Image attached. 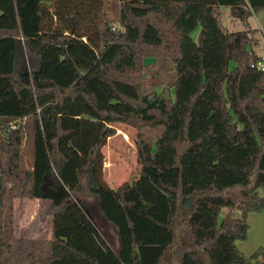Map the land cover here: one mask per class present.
<instances>
[{
	"label": "trees",
	"instance_id": "obj_1",
	"mask_svg": "<svg viewBox=\"0 0 264 264\" xmlns=\"http://www.w3.org/2000/svg\"><path fill=\"white\" fill-rule=\"evenodd\" d=\"M105 1L0 0V264H264V246L237 247L264 210V69L255 29L219 11L264 0H117L115 30ZM147 58L170 62L168 104L141 92ZM115 122L138 129V171L113 188ZM16 198L49 201L47 237L15 235Z\"/></svg>",
	"mask_w": 264,
	"mask_h": 264
},
{
	"label": "rangeland",
	"instance_id": "obj_2",
	"mask_svg": "<svg viewBox=\"0 0 264 264\" xmlns=\"http://www.w3.org/2000/svg\"><path fill=\"white\" fill-rule=\"evenodd\" d=\"M103 10L111 20V26L120 25L117 21V0L105 1ZM219 11L221 23L228 31L243 30L249 25L254 27L255 32L251 33L253 41L250 48L257 54L264 52V29L260 30L256 18L250 19L247 23L246 20L232 17L227 6H220ZM146 61L148 63L144 66L140 79L141 92L148 96L162 97L168 104L173 98L172 83L174 81V72L170 62L163 58L154 61L152 58H147ZM228 65L230 68L234 62L230 61ZM21 124L24 133L21 154L25 163L29 164L31 121L22 119ZM113 127L115 133L107 139L102 151L104 154V177L108 185L114 188L122 182H130L137 174L136 140L138 129L123 122H115ZM139 130L146 138L153 139V142L160 132V128L149 126H142ZM48 203L49 201L45 199L16 198L13 209L15 235L33 238L47 237L50 216L43 213H45L44 210ZM236 214L239 215L238 212Z\"/></svg>",
	"mask_w": 264,
	"mask_h": 264
},
{
	"label": "crops",
	"instance_id": "obj_3",
	"mask_svg": "<svg viewBox=\"0 0 264 264\" xmlns=\"http://www.w3.org/2000/svg\"><path fill=\"white\" fill-rule=\"evenodd\" d=\"M253 18H256L257 24H258V27L260 28V30L264 29V8H261L258 11L252 13L246 19V22L249 23V20L253 19ZM248 28L249 29H255L254 27H252L250 25ZM35 199H37V198H35ZM50 221H51V217H50ZM246 221L248 223L247 235H246L245 239L237 241V247L245 255H249L257 247L264 246V210H261L258 212L247 213Z\"/></svg>",
	"mask_w": 264,
	"mask_h": 264
},
{
	"label": "built area",
	"instance_id": "obj_4",
	"mask_svg": "<svg viewBox=\"0 0 264 264\" xmlns=\"http://www.w3.org/2000/svg\"><path fill=\"white\" fill-rule=\"evenodd\" d=\"M111 28L113 30L121 29V26L120 25H118V26L112 25ZM250 66L255 67L257 69H260V70H263L264 69V53L259 54V59L251 62Z\"/></svg>",
	"mask_w": 264,
	"mask_h": 264
},
{
	"label": "water",
	"instance_id": "obj_5",
	"mask_svg": "<svg viewBox=\"0 0 264 264\" xmlns=\"http://www.w3.org/2000/svg\"><path fill=\"white\" fill-rule=\"evenodd\" d=\"M74 200H77V197H74ZM181 204L183 207L185 208H190L191 207V197L188 196L186 198H184L182 201H181Z\"/></svg>",
	"mask_w": 264,
	"mask_h": 264
}]
</instances>
